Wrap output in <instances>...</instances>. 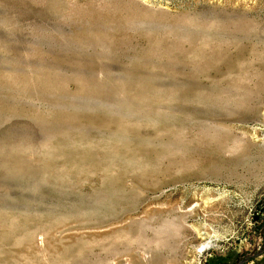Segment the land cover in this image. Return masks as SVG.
Here are the masks:
<instances>
[{"label":"rangeland","instance_id":"rangeland-1","mask_svg":"<svg viewBox=\"0 0 264 264\" xmlns=\"http://www.w3.org/2000/svg\"><path fill=\"white\" fill-rule=\"evenodd\" d=\"M263 145L264 0H0V264H264Z\"/></svg>","mask_w":264,"mask_h":264},{"label":"bare ground","instance_id":"bare-ground-1","mask_svg":"<svg viewBox=\"0 0 264 264\" xmlns=\"http://www.w3.org/2000/svg\"><path fill=\"white\" fill-rule=\"evenodd\" d=\"M233 132V131H232ZM233 135V134H232ZM235 135V134H234ZM232 136H231V134H230V136H229V138H231ZM235 138V137H234ZM233 138V139H234ZM232 139V138H231ZM230 139V140H231ZM237 139V138H236ZM244 139V138H243ZM245 141L246 140H248V142L249 143H252V144H255L256 145V141L255 140H253V139H251V138H249L248 137V139L247 138H245L244 139ZM219 146L222 148L223 146H225V144L223 145V142H221V140H219ZM235 144V143H234ZM262 144V143H261ZM223 145V146H222ZM259 155V164L258 163H256L255 164V166H253L252 168H250L251 170H253V169H257V168H259V169H264V145H263V148L261 149V151H260V154H258ZM218 247V245L216 244V243H214V241H210V242H208L206 245H203V247L201 248V250H200V253H203V252H205V251H207V250H210V249H212V248H217Z\"/></svg>","mask_w":264,"mask_h":264},{"label":"water","instance_id":"water-1","mask_svg":"<svg viewBox=\"0 0 264 264\" xmlns=\"http://www.w3.org/2000/svg\"><path fill=\"white\" fill-rule=\"evenodd\" d=\"M241 264V263H240Z\"/></svg>","mask_w":264,"mask_h":264}]
</instances>
